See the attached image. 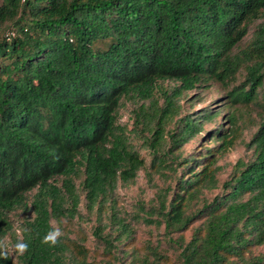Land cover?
Listing matches in <instances>:
<instances>
[{
	"label": "trees",
	"instance_id": "1",
	"mask_svg": "<svg viewBox=\"0 0 264 264\" xmlns=\"http://www.w3.org/2000/svg\"><path fill=\"white\" fill-rule=\"evenodd\" d=\"M263 16L264 0H0V244L12 231L9 215L26 208L37 190L35 217L15 241L28 251L0 264H264V252L257 253L264 248V25L233 53ZM243 70L245 82L228 95L232 128L213 138L221 144L179 162L174 150L201 131L199 121L186 117L165 152L174 98L206 82L229 89ZM164 81L181 87L165 93L161 113L143 110L135 124L152 137L153 167L172 171L176 187L160 192L157 205L138 204L133 219L164 228L174 261L151 244L147 255L138 254L135 229L114 201L118 183H134L146 167L119 124L121 100L152 98ZM251 107L261 119L248 144L252 159L240 160L222 194L208 202L205 190L220 184L219 158L243 136L238 113ZM81 171L87 211L97 215L92 237L104 247L101 263L90 262L85 239L42 243L55 230L53 219L77 215ZM61 176L63 188L55 182Z\"/></svg>",
	"mask_w": 264,
	"mask_h": 264
},
{
	"label": "rangeland",
	"instance_id": "2",
	"mask_svg": "<svg viewBox=\"0 0 264 264\" xmlns=\"http://www.w3.org/2000/svg\"><path fill=\"white\" fill-rule=\"evenodd\" d=\"M261 25H264V16L254 22L249 27V33L246 38L234 49V54H239L249 46L254 35ZM100 46V45H99ZM246 80V74L243 70L239 75L237 83L229 89L216 82H206L199 84L192 90H182V93L175 97L176 103V116L172 121H169L165 127V152L173 147V141L170 139V134L175 133L178 130L179 121L186 117H191L200 122L201 131L191 138L188 142L179 146L174 150L179 157V162L185 159L194 157L200 158V155L205 154L204 149L217 148L221 142L214 138L216 131H227L232 128V124L229 122V116L233 112L232 107L228 105L229 91L233 87L244 83ZM181 82L178 81H164L159 82L154 88L152 98L144 99L137 96L124 97L121 100V106L118 112V121L121 126L127 129L128 135L131 137V142L137 151L146 161V167L138 174L137 179L130 185H125L121 181L118 183V188L114 194V201L120 214L125 217L128 222L132 223L135 229L134 239L132 246L138 254L147 255L148 245L154 247H161V249L168 254L169 258L173 261L176 259V249L169 244L168 238L164 235V228L158 229L156 226H149L145 223L138 222L133 219L134 212L138 208V204H144L146 207L157 205V197L167 187H176L175 175L172 171H164L159 173L154 167L152 150L149 148V142L152 141L151 135L148 131H144L142 125L136 126V121L140 119L142 111L149 112L151 114L153 109H158V113L162 112L165 108L166 98L165 93L170 95L175 90L180 89ZM241 108V107H240ZM245 109L239 111L240 123L244 129V133L235 148L229 151L223 157H220L217 163V167H221V171L218 174V180L220 181L219 187L214 190H205L204 196L208 202H212L214 198L222 194V184L228 179L232 173L234 166L240 161L244 160L249 162L252 159L253 151L248 148V144L255 135L260 126V110L256 107H251L250 110ZM213 115L218 114L212 119H206L205 115L208 113ZM146 119L149 120L148 116ZM145 117L141 118L142 124H147ZM156 122L152 127H155L159 116L155 117ZM219 157V156H218ZM179 162L174 164L176 168ZM171 163V162H170ZM179 175H181V168H179ZM65 177L61 176L56 179V184L59 188H63V182ZM84 180L83 171L80 172L79 178H75V185L80 195V204L77 209V215L74 218H61L59 220H52V225L55 230L59 229L62 233L60 237H68L70 240L82 241L85 239V246L91 250L90 262L96 260V263L106 258L102 252L104 247L93 240L92 232L97 227L98 222L96 220V214H89L86 208V193L81 188V183ZM37 190L30 192L27 195L26 208H20L12 212L9 217V223L12 225V231L9 235L3 238L0 247L9 249V255L16 260L19 255L14 251L16 240L21 241L25 224L33 220L35 214L31 209L34 197ZM172 193L169 195V198ZM111 205V204H110ZM70 206V204H69ZM194 225L189 231L185 233L187 238H191ZM176 238V237H175ZM259 252H264V248L259 249Z\"/></svg>",
	"mask_w": 264,
	"mask_h": 264
},
{
	"label": "clouds",
	"instance_id": "3",
	"mask_svg": "<svg viewBox=\"0 0 264 264\" xmlns=\"http://www.w3.org/2000/svg\"><path fill=\"white\" fill-rule=\"evenodd\" d=\"M62 235V233L59 231V229L54 230L52 232H49L46 234L42 240L43 244L46 245H55L58 242V238ZM14 251L18 254H24L28 251V244L23 242H18L14 246ZM9 256V249L4 248L3 250H0V258L8 259Z\"/></svg>",
	"mask_w": 264,
	"mask_h": 264
}]
</instances>
